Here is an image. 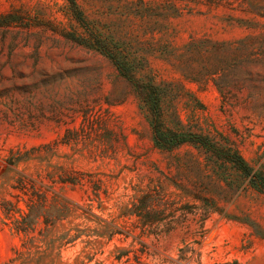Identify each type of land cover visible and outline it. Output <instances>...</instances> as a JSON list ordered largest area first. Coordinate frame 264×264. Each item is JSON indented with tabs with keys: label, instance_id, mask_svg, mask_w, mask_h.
Instances as JSON below:
<instances>
[{
	"label": "rangeland",
	"instance_id": "rangeland-1",
	"mask_svg": "<svg viewBox=\"0 0 264 264\" xmlns=\"http://www.w3.org/2000/svg\"><path fill=\"white\" fill-rule=\"evenodd\" d=\"M0 264H264V0H0Z\"/></svg>",
	"mask_w": 264,
	"mask_h": 264
},
{
	"label": "trees",
	"instance_id": "trees-1",
	"mask_svg": "<svg viewBox=\"0 0 264 264\" xmlns=\"http://www.w3.org/2000/svg\"><path fill=\"white\" fill-rule=\"evenodd\" d=\"M236 163L241 164L242 168L247 172L250 173V168L249 166L246 164V162L242 159V158H237V160H234Z\"/></svg>",
	"mask_w": 264,
	"mask_h": 264
}]
</instances>
